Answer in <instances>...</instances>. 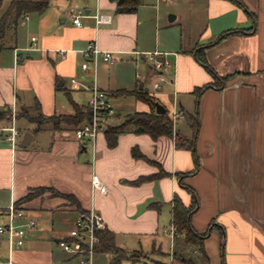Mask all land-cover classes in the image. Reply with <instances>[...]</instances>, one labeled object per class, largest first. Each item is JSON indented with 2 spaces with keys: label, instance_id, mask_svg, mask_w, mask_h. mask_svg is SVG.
I'll list each match as a JSON object with an SVG mask.
<instances>
[{
  "label": "crops",
  "instance_id": "obj_1",
  "mask_svg": "<svg viewBox=\"0 0 264 264\" xmlns=\"http://www.w3.org/2000/svg\"><path fill=\"white\" fill-rule=\"evenodd\" d=\"M241 1L244 6L231 0H173L168 3L175 14L167 22L164 0H141L132 12L118 11L115 0H51L43 13L28 15L7 30L0 51V128L15 126L19 136L16 147L0 138L1 222L9 220L6 209L33 188H54L76 202L44 193L20 204L37 225L27 229L23 247L9 250L1 244V260L78 264L57 243L81 211L92 209L114 233L118 247L142 254L136 264H171L172 200L178 196L190 206L188 185L197 201L193 228L203 233L212 225L204 241L210 264H221V247L225 264H264V0ZM78 10L84 15L81 27L71 19ZM101 14L109 15L111 23H98ZM230 31L235 33L221 39ZM90 41L113 51L115 62L89 59L83 70L82 50ZM200 50L219 77L230 78L198 99V168L182 183L177 175L195 165L176 137L192 135L193 90L213 83L197 59ZM155 51L172 65L159 89L153 88L156 71L148 59ZM93 86L107 93L113 108L105 127L151 109L115 91H145L168 111L173 136L153 140L128 131L110 147L104 131L94 140L77 141L71 130L46 126L36 131L35 123L17 117L22 108L34 116L37 103L46 116L72 114L74 104L86 107V89ZM28 133L29 142L21 146ZM134 147L147 160L133 156ZM160 170L168 175L134 183ZM93 175L106 184V194L93 189ZM112 258L99 252L93 264H110Z\"/></svg>",
  "mask_w": 264,
  "mask_h": 264
},
{
  "label": "trees",
  "instance_id": "obj_2",
  "mask_svg": "<svg viewBox=\"0 0 264 264\" xmlns=\"http://www.w3.org/2000/svg\"><path fill=\"white\" fill-rule=\"evenodd\" d=\"M51 0H11L6 10L0 17V51L5 47V37L7 30L11 28L12 25L16 26L20 19L31 14H41L49 6ZM117 4V10L120 12H132L140 4L141 0H115ZM235 2L238 6H244L241 0H231ZM2 7V0H0V8ZM235 31H230L224 33L221 39L234 34ZM198 61L211 73L213 77V83L205 84L201 87H197L193 90L196 101V109L194 115H189L192 135L190 138L176 137V145L178 147H183L191 151L194 160V169L187 173H180L177 176L183 181V178L195 172L198 168V156L195 151L196 138L199 130L198 121V99L200 96L210 87H216L221 89L230 76L219 77L213 69L209 66L203 51L197 52ZM114 94H126L133 95L135 98L147 102L151 109L149 112H133L126 116V118L118 125L107 126L104 130L108 145L110 147L117 143V138L119 135L124 134L128 131H133L135 133H144L149 135L153 140H156L160 136L172 137L174 134V122L169 117L168 111L158 114L155 111L153 101L155 98L150 96L145 91H126L119 90L115 91ZM74 112L72 114H52L46 116L42 114L37 103L35 106L36 114L31 116L27 109L22 108L17 117H26L30 122L36 124L35 130H42L44 127L48 126L52 131H61L63 129H68L74 131L81 124L91 120L92 112L88 107H81L76 104L73 105ZM2 113H0V116ZM132 154L135 157L146 159L136 147L132 149ZM168 175L164 171L160 170L155 175H150L146 177H141L134 181V183H141L147 180H155L163 176ZM183 183V182H182ZM185 189L192 195L193 201L190 206H185L178 196H175L172 200V225L174 226V249L172 252V257L181 264H210L209 257L204 248V241L207 238L209 229L206 232H197L191 223L192 214L196 208V193L194 190L185 185ZM44 193H50L51 196L62 197L69 200L72 204H75L73 196L62 194L55 190L54 188H33L24 197L15 201V206L20 207L23 202H28L36 197L42 196ZM153 207L159 205L153 204ZM99 236V243L95 247V252L110 253L113 255L110 264H120L124 259L130 260L133 264L140 261L142 254L139 251H127L120 248L115 243V235L112 231L107 228L99 231L97 233ZM161 264V263H157ZM221 264H225L223 258V249L221 247Z\"/></svg>",
  "mask_w": 264,
  "mask_h": 264
},
{
  "label": "built area",
  "instance_id": "obj_3",
  "mask_svg": "<svg viewBox=\"0 0 264 264\" xmlns=\"http://www.w3.org/2000/svg\"><path fill=\"white\" fill-rule=\"evenodd\" d=\"M164 1L171 3L173 0ZM83 16V10L73 11L71 13L73 24L81 27V18ZM96 21L98 23H111V17L101 14L96 16ZM34 39L32 38V40ZM82 55L84 62L81 64V68L83 70L87 69L89 59H101L109 64L115 62L113 51L101 50L93 41L87 43L82 50ZM148 59L156 71L153 88L159 89L166 80L164 72L170 71L172 65L167 59L161 57V53L157 51L149 53ZM86 91L90 94L86 107L91 110L92 117L90 121L81 124L73 131L74 138L77 141L94 140L100 132L105 130V120L113 112L108 95L104 90L93 86L88 87ZM179 117L182 118L183 116L180 115ZM18 136L19 132L15 126L0 128V138L5 137L13 147L18 144ZM91 184L93 189L100 194L107 193L106 184L97 175L92 176ZM6 215L9 218L8 222L0 225V245L3 243L7 244L9 250L23 247L26 242L27 229L35 227L37 222L29 218L25 211L17 208L15 204L10 205L6 209ZM104 229H106V224L99 213L92 209L81 211L67 235L58 240V247L64 252L75 256L78 264H93L96 255L95 247L100 241L97 233ZM170 234L174 238L175 230L173 225ZM0 264L13 263L11 257H9L7 260L0 259Z\"/></svg>",
  "mask_w": 264,
  "mask_h": 264
},
{
  "label": "rangeland",
  "instance_id": "obj_4",
  "mask_svg": "<svg viewBox=\"0 0 264 264\" xmlns=\"http://www.w3.org/2000/svg\"><path fill=\"white\" fill-rule=\"evenodd\" d=\"M10 1L11 0H2V7L0 8V17L3 14V12L6 10V8L8 7ZM172 7L173 6H171L170 3H168V2H161V9L164 10V16H165V19H166L167 22H168L169 17L171 15L175 14L174 11H172L173 10ZM1 221H2V216L0 215V224H2ZM60 250H62V249H60ZM102 257H105V256H102ZM121 264H123V263H121ZM141 264H144V263H141ZM148 264H152V263L149 262ZM171 264H181V263H179L173 257H171Z\"/></svg>",
  "mask_w": 264,
  "mask_h": 264
},
{
  "label": "water",
  "instance_id": "obj_5",
  "mask_svg": "<svg viewBox=\"0 0 264 264\" xmlns=\"http://www.w3.org/2000/svg\"><path fill=\"white\" fill-rule=\"evenodd\" d=\"M172 19H173V17H172ZM153 105L155 107L156 113H158V114H161V113H164L167 111L166 108L163 106V104H161L156 99L153 101ZM185 118L188 119V117L186 115H185ZM29 136H30L29 133L25 135L23 142L21 143V146H25L29 142V138H28Z\"/></svg>",
  "mask_w": 264,
  "mask_h": 264
}]
</instances>
